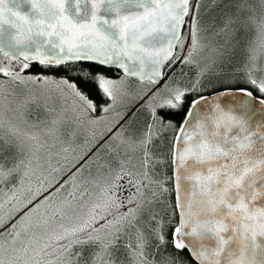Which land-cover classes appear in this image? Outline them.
I'll return each instance as SVG.
<instances>
[{"label": "snow or ice", "instance_id": "1", "mask_svg": "<svg viewBox=\"0 0 264 264\" xmlns=\"http://www.w3.org/2000/svg\"><path fill=\"white\" fill-rule=\"evenodd\" d=\"M0 185V264H264V0H0Z\"/></svg>", "mask_w": 264, "mask_h": 264}, {"label": "rangeland", "instance_id": "2", "mask_svg": "<svg viewBox=\"0 0 264 264\" xmlns=\"http://www.w3.org/2000/svg\"><path fill=\"white\" fill-rule=\"evenodd\" d=\"M186 72H188L189 75L192 73L189 71V69H185ZM48 74V73H46ZM49 75V74H48ZM131 88L133 91L137 89V84L134 82L131 84ZM61 106V102L59 99L53 97L52 100L49 101V107H57L59 108ZM32 115L33 118H36L39 116L40 118H43L45 115H47L44 112L43 107L37 108L35 105L32 106ZM97 112L93 114V116H100ZM106 121H100L96 125H89L87 127L81 128L77 131L76 136L71 141V148L75 149L76 151H79L82 146L85 145V142H92L93 136H95L97 139L95 142L91 143V146L95 148L99 144L103 143L107 139V133L104 132V125ZM60 146L58 145L57 148L54 151H59ZM63 154L61 156H53V167H65V161L62 158ZM95 169L93 168V171ZM55 175V173H53ZM85 175H87V170H85ZM43 179V177H41ZM3 185H0V188H3ZM127 194V187L125 186L122 190L117 192V195H126ZM0 196H2V193H0Z\"/></svg>", "mask_w": 264, "mask_h": 264}, {"label": "trees", "instance_id": "3", "mask_svg": "<svg viewBox=\"0 0 264 264\" xmlns=\"http://www.w3.org/2000/svg\"><path fill=\"white\" fill-rule=\"evenodd\" d=\"M38 66H33L32 68V72L35 74L38 71ZM49 75H53V76H63V75H71V73H66L63 69H59V70H53V71H49L47 72ZM109 75L115 77V72H110L108 73ZM102 102V101H99ZM98 114H100V112H97Z\"/></svg>", "mask_w": 264, "mask_h": 264}]
</instances>
